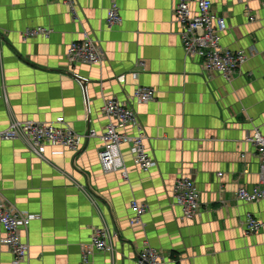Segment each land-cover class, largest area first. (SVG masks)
<instances>
[{"label": "crops", "instance_id": "0c3cea01", "mask_svg": "<svg viewBox=\"0 0 264 264\" xmlns=\"http://www.w3.org/2000/svg\"><path fill=\"white\" fill-rule=\"evenodd\" d=\"M210 1L227 25L222 45L247 54L231 81L186 57L178 0H0V131L14 120L64 117L83 135L76 150L47 146L40 153L26 139L0 140L4 201L39 217L22 233L30 253L20 264H137L145 245L159 251L162 264H264V229L247 234L242 226L247 213L264 223V199L236 198L259 181L246 137L255 128L264 132V0ZM113 3L123 22L109 28ZM35 28L51 33L25 39ZM85 34L102 48L105 64L68 62L70 44ZM143 87L154 89L155 99L131 105L154 164L141 171L123 144L125 181L100 165V135L110 123L102 109ZM179 177L200 190L194 220L183 217L173 197ZM134 200L148 207L145 227L129 224ZM97 228L109 232L111 251L85 262L82 245ZM0 264H17L1 244Z\"/></svg>", "mask_w": 264, "mask_h": 264}, {"label": "built area", "instance_id": "2783aa9c", "mask_svg": "<svg viewBox=\"0 0 264 264\" xmlns=\"http://www.w3.org/2000/svg\"><path fill=\"white\" fill-rule=\"evenodd\" d=\"M210 0H178L175 16L182 26L181 40L185 55L189 59H197L203 63L208 72L218 73L224 79L231 81L239 74L247 54L242 50H231L221 43L222 35L227 30L226 22L213 12ZM254 17H250L253 22ZM123 22L117 3H113L107 15L106 24L109 28ZM46 28L29 29L24 38L43 35L49 36ZM0 31V41H1ZM67 60L70 64L98 65L105 64L106 58L101 47L85 34L80 41L70 44L67 50ZM120 81L125 82L124 77ZM156 92L150 87L138 88L127 102H120L111 98L104 103L103 113L110 123L100 135L102 150L99 153L100 165L104 172H120L125 181H129L128 170L122 153V145L131 147L134 163L138 169L148 172L153 167L145 142L147 137L138 119V114L131 103L146 104L153 101ZM133 130L134 134H129ZM90 137H97L96 132L90 131ZM83 135L74 131L67 124L64 117H58L50 123L30 120H14L9 127L0 131V140L13 141L26 139L33 152L40 153L47 146L62 147L64 149H78ZM246 142L256 150L259 162V181L251 190L241 188L236 193L238 201L252 203L264 199V132L255 128L248 133ZM244 158V155H243ZM221 176V174H219ZM173 197L182 209L183 217L194 220L200 216L201 193L194 180L179 177L173 185ZM133 216L130 225L145 227L143 217L148 207L134 200L131 202ZM39 219L37 215L14 212L4 201L0 193V228L4 236L0 244L12 253L15 263L20 264L29 258L30 246L23 239V231H27L30 224ZM247 234L257 233L264 229L263 221L247 213L242 223ZM117 238V235H114ZM111 236L105 229H94L88 243L82 245L83 259L87 262L97 252H110ZM137 264H162L163 257L156 249L145 245L136 258Z\"/></svg>", "mask_w": 264, "mask_h": 264}, {"label": "water", "instance_id": "95a60500", "mask_svg": "<svg viewBox=\"0 0 264 264\" xmlns=\"http://www.w3.org/2000/svg\"><path fill=\"white\" fill-rule=\"evenodd\" d=\"M76 78L82 83L83 89H86V83H85L86 81L80 77H76Z\"/></svg>", "mask_w": 264, "mask_h": 264}]
</instances>
